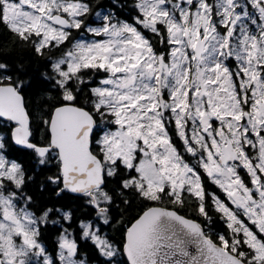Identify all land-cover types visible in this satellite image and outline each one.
<instances>
[{
    "label": "snow or ice",
    "instance_id": "1",
    "mask_svg": "<svg viewBox=\"0 0 264 264\" xmlns=\"http://www.w3.org/2000/svg\"><path fill=\"white\" fill-rule=\"evenodd\" d=\"M132 8L89 20L90 0H0V27L38 56L60 52L37 84L51 101L40 139L23 67L0 59V264H88L81 240L105 264H264V0ZM52 164L58 200L42 202L31 185ZM69 193L92 214L61 206ZM133 199L144 206L117 243L102 226ZM190 204L224 230L181 215Z\"/></svg>",
    "mask_w": 264,
    "mask_h": 264
},
{
    "label": "trees",
    "instance_id": "2",
    "mask_svg": "<svg viewBox=\"0 0 264 264\" xmlns=\"http://www.w3.org/2000/svg\"><path fill=\"white\" fill-rule=\"evenodd\" d=\"M93 13L89 15V20L92 19L94 13L101 11H109L113 15L119 16L120 19L134 17L136 15L132 8L133 0H90ZM147 35V33H146ZM73 37L79 38V33L73 31ZM70 46V45H69ZM60 55L58 49H52L47 56L41 57L34 53L30 46H24L6 29L0 27V59L5 60L13 65H21L23 72H18L17 75L25 80L24 96L26 106L32 117V126L34 135L40 139L44 135V128L41 125V118H46V114L50 108L51 101L47 99L45 94L37 87V84L42 80V74L50 71V59H55ZM29 81L32 82L29 86ZM49 95H55L53 89ZM179 145V141H175ZM11 154L26 163L31 161V156L25 150H21L18 146L11 149ZM57 168L55 164L50 165L46 169H40L36 174V183L31 185V191L42 202H57L58 198L55 195V186L47 184L46 177L56 174ZM41 184L45 185L44 191L39 190ZM206 188L210 192H216L223 197L220 190L211 183L206 182ZM61 206H67L75 212L77 218H83L92 214V210L83 204L82 200L77 199L72 194H64L59 198ZM140 200L133 199L130 206L125 207L120 200L116 201V206L112 209L111 215L113 217L109 225H103V233L108 234L119 243L122 239V231L124 227L135 218L143 207ZM172 207L171 205H166ZM212 216V223H208L204 217L198 216L193 210V205L190 204L184 209H180V213L186 217L195 219L201 222L204 226L208 225V230L215 236V232H222L225 228L224 222L219 219V214L214 209L209 208ZM75 228V225L73 226ZM206 228V227H205ZM55 228L50 227L49 231L45 233L47 242L52 244L56 235ZM80 250L83 255L89 256L91 260L97 261L99 264H105L106 258L100 256L96 248L90 241H79ZM120 260H126L121 255Z\"/></svg>",
    "mask_w": 264,
    "mask_h": 264
},
{
    "label": "flooded vegetation",
    "instance_id": "3",
    "mask_svg": "<svg viewBox=\"0 0 264 264\" xmlns=\"http://www.w3.org/2000/svg\"><path fill=\"white\" fill-rule=\"evenodd\" d=\"M73 31H75V30H73ZM80 252H81V250H80ZM81 255H82V256H85V254L83 255L82 252H81ZM86 257H87V260H88V264H99L97 261H95V260H91V259L89 258V256L86 255Z\"/></svg>",
    "mask_w": 264,
    "mask_h": 264
},
{
    "label": "rangeland",
    "instance_id": "4",
    "mask_svg": "<svg viewBox=\"0 0 264 264\" xmlns=\"http://www.w3.org/2000/svg\"><path fill=\"white\" fill-rule=\"evenodd\" d=\"M101 12H102V13H105V12H109V11H101ZM93 19H96L95 15H93V17H92L91 20H93ZM221 198H224V197L221 196ZM204 227H206V231H209L208 228H210V227H209L208 225H206V226H204ZM209 232H210V231H209ZM216 233H218V232L216 231L215 234H216ZM116 259L119 260V257H117Z\"/></svg>",
    "mask_w": 264,
    "mask_h": 264
},
{
    "label": "water",
    "instance_id": "5",
    "mask_svg": "<svg viewBox=\"0 0 264 264\" xmlns=\"http://www.w3.org/2000/svg\"><path fill=\"white\" fill-rule=\"evenodd\" d=\"M26 101V100H25ZM27 107V106H26ZM73 195V194H72ZM181 214V213H180ZM181 215H183V214H181ZM187 218H189V217H187ZM190 219H192V218H190ZM199 222V221H198ZM199 223H201V222H199ZM202 224V223H201ZM203 225V224H202ZM204 226V225H203ZM126 259V258H125Z\"/></svg>",
    "mask_w": 264,
    "mask_h": 264
}]
</instances>
